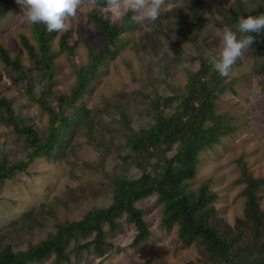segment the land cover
<instances>
[{"label":"trees","instance_id":"1","mask_svg":"<svg viewBox=\"0 0 264 264\" xmlns=\"http://www.w3.org/2000/svg\"><path fill=\"white\" fill-rule=\"evenodd\" d=\"M11 3L12 0H0V18L8 14ZM216 4V13L220 18L217 25L228 26L233 30L237 18L246 16L250 9H257L251 13L254 16L264 12V0H236L234 6L229 9L220 0H217ZM102 5L103 0L98 10L94 9L90 14V19L96 30L104 35V44L98 50L90 49L88 65L76 69V82L67 95H59L52 85H48L54 80L53 66L56 55L48 44L52 32L47 30L46 25H34V33L39 43L38 50L30 44L27 37L21 36L23 45L30 52L33 65L31 70L25 68L19 56L11 59L8 51L0 46L2 60L16 74L14 82L25 83L28 96L33 99V86L36 87V83H32V71L42 73V92L37 102L48 115L49 121L48 135L42 138L33 127L24 125V119L16 114L11 100L2 96L0 88V108L3 110L1 118L7 125L12 126L15 132L25 135L27 149L24 161L12 162L8 160V154L0 155V187L4 188V183H9L6 189L13 190L12 183L17 186L15 196H1L0 204L3 202L4 205L21 210L17 220L7 222L4 229L0 227V264H31L41 262L52 255H55L56 262H60L67 259L65 248L70 242H77L92 235L94 238L82 245V248L93 245L94 251L102 254L109 245L105 240L107 232L104 226L108 225L110 231H115L119 227V219L124 216L137 230L133 246H140L150 237V229L137 203L154 193H157L158 201L164 207L163 224L168 228L176 224L180 239L186 245L195 244L198 247L199 258L195 263L187 264H264V210L260 207L257 194L264 186V177H254L248 173L246 165L242 166L240 179L245 181L242 192L246 199L245 209L243 217L237 218L234 224L217 216L213 205L217 194L210 189L211 180L203 183L197 191L189 189L190 180L197 174L201 154L218 145L224 137L232 135L238 125L244 124V121L235 118L228 111L218 112L219 94L233 91L235 82L240 81L242 76L233 79L228 75L222 82L219 73L214 72L211 76L212 56L197 54V51L194 54L184 53L176 60L189 64L188 67L197 62L198 69L190 75L182 94L173 95L159 106L155 104L157 117L149 128L136 130L127 122V134L112 124L109 131H120L119 138L112 134L107 144L104 136L95 131L99 115H93L90 108L77 113L76 107L78 101L90 90L105 64L115 57V54H111V47L124 44L122 36L138 30L139 26L138 22L131 18L133 13L130 11L120 24L112 23L101 14ZM187 23L192 24L195 34L199 37L205 30L208 32L212 28L205 11H198L196 3L191 0L189 5L173 6L161 13L155 22H150L149 31L140 28L139 38L146 49H151L155 56L157 44L179 49L183 44L176 41L174 28L180 31ZM251 35L255 37V42L249 50L253 55V73L261 76L264 88V35ZM69 37V32L65 33L64 42L58 51L66 56H71L72 48L66 42ZM194 47L196 49V45ZM172 62H175L174 59ZM163 65L167 69L169 63L165 62ZM163 75L168 77L170 73L165 70ZM157 83L156 79L147 81V86L151 87ZM141 96L146 98V102L155 103V100L141 89L131 94L121 91V99L111 102V111L107 110L103 114L118 117L117 122L123 121V111L128 106L127 99L134 102ZM56 102L57 110L53 107ZM151 129L154 130L148 133ZM80 134H85L100 150L104 163L100 186L110 184V205L106 208H93L77 221L55 219V233L49 234L38 244H30L26 251H14V244H19L30 234V224L40 225L39 215H54L50 206L42 201H37V204L29 207V203L36 199L35 192H39L37 188L43 190L42 194L48 193L46 181L55 179V175L50 172L43 173L39 169L31 171L33 164L40 159L52 160L56 164L66 160L67 165L71 166L70 174L73 177L82 179L84 174L87 175L85 170L78 174L76 146L72 145L74 138ZM113 138L121 140L114 146L120 144L128 153L117 152L120 162H117L114 170L112 168V171L107 173L105 162L110 159ZM131 169H136L135 173L127 175ZM97 184L92 183L88 192L98 193L100 188ZM78 189L84 190V186L73 188L69 185V196L76 197L80 192Z\"/></svg>","mask_w":264,"mask_h":264},{"label":"rangeland","instance_id":"2","mask_svg":"<svg viewBox=\"0 0 264 264\" xmlns=\"http://www.w3.org/2000/svg\"><path fill=\"white\" fill-rule=\"evenodd\" d=\"M191 0H170L172 7L181 4H190ZM229 9L234 6L236 0H220ZM246 1V0H244ZM198 11H205L211 30L203 32L199 37L195 34L192 24H184L182 30L175 29L176 41L183 44L181 48H173L170 45L162 46L157 44V55L146 47L139 38V29L148 28L150 21L138 23L139 29L126 33L122 36L124 44L111 47V54H115L99 73L90 90L78 101L76 112H83L90 108L93 115H99L95 131L98 135L104 136L105 142L108 139L118 136V132L123 131L128 134V122L134 129L149 128L153 126L157 117V106L167 101L175 94H182V89L188 83L189 77L198 69L195 62L190 67H185L184 63L178 60L185 53L216 56L220 40L217 30L223 26H218L219 16L216 13L217 0H194ZM171 7V8H172ZM99 7H89L87 4L81 5L80 10L74 18L66 21V28L63 31H53L48 44L51 45L55 53L54 80L48 85L59 95H67L76 82V69L85 68L89 62L90 49L98 50L104 44V35L96 30V26L90 19V14ZM170 8V9H171ZM166 8L161 9L164 13ZM101 14L112 23L120 24L123 17L128 13L123 10L119 14V19L113 20L103 13ZM22 5L17 0H12L8 14L0 18V46H3L9 53L11 59L19 56L25 68L32 69V59L27 47L23 45L21 36L28 38L31 45L38 50L39 43L34 31V24L27 22L22 16ZM135 13L132 14V16ZM132 18V17H131ZM69 32L70 37L66 42L71 47V56L58 52L64 42L65 33ZM196 45V49L195 46ZM192 46V48H191ZM0 54V88L2 96L10 99L16 114L24 119L25 126L33 127L45 138L48 135L49 121L48 115L42 111L37 99L42 92L40 85L43 80L41 72L32 71L33 98L28 96L25 83L14 82L15 72L7 66ZM252 52L248 51L244 56L232 66L229 77L236 79L242 76L240 81L235 82L233 91L219 94L218 112L228 111L235 118L244 121L238 125L232 135L224 137L222 141L211 149H207L200 156V165L196 176L190 180L189 189L197 191L200 186L211 180L210 189L217 196L213 201L217 216L224 221L234 224L237 218L243 217L245 209V196L243 189L245 181H242V166L246 165L248 173L254 177H264V88L261 76L253 73ZM174 59L175 62H172ZM169 63L167 69L164 63ZM187 64V63H186ZM189 66V64H187ZM75 66V67H73ZM170 73L165 77L163 71ZM215 71L211 69V76ZM158 80L156 85L147 86V81ZM147 80V81H146ZM224 82V77L221 78ZM141 89L145 94L150 95L155 103L146 102V98L141 96L136 101L127 99V104L123 111V121L117 122L118 117H111L103 114L107 110L111 111L110 103L121 99V91L131 94L133 91ZM157 106H156V105ZM57 102L54 109L57 110ZM141 111L145 112L142 113ZM113 112H117L113 109ZM3 110L0 108V155L8 154V160L24 161L27 156L25 148V135L14 131L12 126L7 125L2 120ZM118 115V114H117ZM105 126H101V125ZM115 124L120 131H109V127ZM155 129V128H154ZM154 129L148 130V133ZM113 146L110 147V159L105 162V172L114 170L117 162H120L116 153H128L124 146L118 143L121 140L113 138ZM75 147V157L79 163L78 174L85 170L87 175L82 179L70 174L71 166L66 160L54 163L52 160L40 159L35 162L31 171L38 170L50 172L55 175V179L46 181L45 187L48 193L42 194V189L35 192L36 199L29 203V207L37 204V201L49 205L54 215H39L40 225L30 224V234L19 244H14L16 252L26 251L30 244H38L44 241L49 234L55 233V219L65 221H77L93 208H106L110 205L112 194L110 184L100 186L101 175L104 174V163L101 160L100 150L92 143L85 134L77 135L72 143ZM125 151V152H124ZM171 156V154L169 155ZM75 171L73 167L72 172ZM136 169H131L127 175L134 174ZM40 172V175H41ZM42 173V174H43ZM109 176V174L107 175ZM106 176V177H107ZM40 180V178L38 179ZM50 181V182H49ZM102 181V179H101ZM91 182V184H90ZM92 183L100 188L98 193H89ZM9 183H4L3 187ZM73 188L84 186V190L75 197L69 196L68 186ZM0 187V197L15 196L16 184L12 183V188ZM37 187V186H36ZM259 204L264 210V186L258 190ZM26 196V195H24ZM29 197V195H28ZM27 197V198H28ZM57 197V198H56ZM23 199V198H20ZM142 209L144 219L150 229V237L140 246H133L134 238L137 234L136 227L127 221L126 217L119 219V227L115 231H110L105 225L106 242L104 253L98 254L94 251L93 245L83 249L82 245L89 243L94 235L82 238L77 242H70L65 248L67 259L60 262L55 261V255L31 264H187L195 263L199 258V250L195 244L186 245L178 236V227L173 224L170 228L163 222L165 214L164 207L158 201L157 193L141 200L137 203ZM21 210L14 209L9 205L0 204V227L5 228L10 220H17Z\"/></svg>","mask_w":264,"mask_h":264},{"label":"clouds","instance_id":"3","mask_svg":"<svg viewBox=\"0 0 264 264\" xmlns=\"http://www.w3.org/2000/svg\"><path fill=\"white\" fill-rule=\"evenodd\" d=\"M22 5V16L30 24H44L49 32L65 30L66 21L74 18L81 5L100 7L101 0H17ZM103 13L111 19H119L123 10L135 13L132 16L134 22H155L161 9H170V0H103ZM257 9H250L248 14L239 16L235 30L225 26L218 29L220 40L217 55L212 57L210 63L215 72L222 77H227L233 65L248 52L255 37L251 33L264 35V12L251 15ZM150 29L145 28V31ZM188 67L187 64L184 65Z\"/></svg>","mask_w":264,"mask_h":264}]
</instances>
